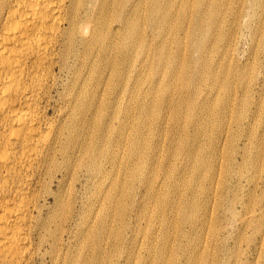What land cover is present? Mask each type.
Instances as JSON below:
<instances>
[{
    "label": "bare ground",
    "instance_id": "obj_1",
    "mask_svg": "<svg viewBox=\"0 0 264 264\" xmlns=\"http://www.w3.org/2000/svg\"><path fill=\"white\" fill-rule=\"evenodd\" d=\"M227 2H228L227 0H0V264H92L94 261H96L95 256H97V254H99V252H98L99 246L96 245L97 239H95L96 237H95L94 228L96 226L100 227L101 232L103 233V231L106 228V225L108 223V222H106L105 217L109 213L107 215H105L104 217H102V213H103L102 210H104V208L108 202H109V204H111V206L112 205H114V206L122 205V204H120V202L122 200L121 192H123L124 188H126L127 186L132 184V181L136 177L137 172H139V171H136V169H135L136 166L144 165L143 163L142 164L140 163V164L136 165L135 168L132 166L133 162H135L136 156H138V153L142 152V151H140L142 148L141 144H140V139H139L140 137H137V135H139V134H137V131L139 129V128H137L138 125L136 126L135 123L131 124L132 132L129 133V135H126L127 116H130V114L132 115L133 113H136L135 111L138 110L139 106L143 105V104L139 103L140 105L138 106L137 100H136V95H135L136 90H134L136 88V83L139 80L138 78L141 75L140 74L141 70L138 67L139 66L138 63L140 60L139 56L141 54H144L143 59H142L143 63H148V64L149 63L153 64V62H155L156 58L159 59L160 63L162 61H165L166 63L169 62V65L173 64L171 62H173L175 59H177V60L179 59V61L183 64V67L188 68V62L189 61L192 62L194 60V56H193L194 53L197 52L200 55V57H202L205 52L207 53V52L216 51V47H217L216 41L221 37V35L222 36L226 35V33L224 31L225 28L223 27V25L225 26V23H226V20H225L226 16L223 15L224 12H226L227 14L230 13V17L233 15L232 17L234 18V21H235L234 23L236 24V23H239L238 21L241 17H244L246 15V9L253 8L255 5H258V4L260 5V3L263 4L264 0H229V2H228V4H230L229 8L227 9V11L226 10L224 11V9H222V7L224 5H226ZM249 3H251V4H249ZM227 7H228V5H227ZM143 9H144V12L147 11V12H145V13H147L146 19L144 20L145 15L143 13H142L143 15L141 14V16H144L143 20L146 22L147 27H150L149 31L147 28H144V27L142 28L140 26V20L142 19L140 17V13ZM262 16H263V13H262ZM146 24H144V25H146ZM235 24H234V26H235ZM231 29L232 28L230 27L229 31H231ZM212 31H213V33H211ZM229 31H228V33H229ZM242 32H244V31H242ZM261 32H262V30H261ZM182 33L184 34V36L182 35ZM197 34H199V35L203 34V36H204L198 42L195 41V39L197 38L196 37ZM231 34L229 33L230 37H228L229 46L231 44L234 45V42H235L234 36L231 37ZM158 36L163 38V42L160 41V38H159V41L157 42L156 38ZM261 36H263V35L261 34ZM168 38H170V40H171V42H170L171 45L175 44L177 46V48L179 49V51L181 49L180 52H182V49H183V51H185L186 55L180 54V56H179L178 52H175L176 49L173 52L170 49V47L172 48V46H170V47L167 46L168 45L167 44ZM251 40H250V42H251ZM257 41L259 42L258 39H257ZM189 44H190V46L188 47ZM256 47H257V45H256ZM233 50H232V52H233ZM186 51H188V53ZM175 62H174V64H175ZM251 64L252 63H250V65ZM256 65H257V63H256ZM142 67H144V66H142ZM178 67H180V66H178ZM171 68H172V66H171ZM219 68H220V66H219ZM224 68H226V67H224ZM248 68L249 67H247L246 69H248ZM252 69L254 70V68H252ZM222 70H223V68H222ZM198 71L200 72V70H196L195 71L196 73H194L192 75H189V74H186V75H188V77L190 76V78L199 79L200 76H199ZM218 71H220V70H218ZM240 72H242V71H240ZM186 73H187V70H186ZM227 73H225V74H227ZM162 74H163V72H162ZM217 74H218V72H217ZM165 75L167 76V74H165ZM219 75H217V76H219ZM233 75H234V73H233ZM242 75H243V73H242ZM244 75H246V70H245ZM251 75L253 76V74H251ZM148 76H150V75L148 74ZM171 76L176 78L177 80L182 81L184 79L185 74L182 75L181 73L174 71L171 73ZM203 76H202V79L204 80ZM214 76H216V75H214ZM243 76L241 78L242 80L244 78ZM224 77H221V79ZM245 77H247V76H245ZM145 78L147 79V76ZM186 79L188 80L187 77H186ZM217 79H218V77H217ZM235 79L236 78H234V80ZM200 80H201V78H200ZM218 80H217V82H218ZM139 81H141V80H139ZM222 82L223 81L221 80V83ZM231 82H230V84H231ZM146 83H147V81H146ZM146 83H144V84H146ZM185 83H186V81H185ZM168 84H170V81L168 82ZM174 84L175 83L173 82V85ZM227 84H228V82H227ZM158 85H160V84H158ZM165 85H167V83ZM215 85H216V83H215ZM218 85H217V87H218ZM177 87L179 88V86H177ZM181 87H183V86H181ZM184 87H186V86L184 85ZM220 87H222V86H220ZM235 87H236V85H235ZM176 88L174 87V89H176ZM210 88H211V86H210ZM166 89H167V87H166ZM128 90L130 91V97H129V99L127 98L128 99L127 105L125 104L126 106L124 107V109H122L123 99H124L125 94ZM196 90H198V89L196 88ZM212 91H214V89ZM226 91H229V90L226 89ZM262 91H263L262 86L260 88L258 87L257 90L255 89V90L250 91L251 100L249 102V105H251V102H252V104L255 103V102L253 103V101H254V97H256V95L260 94V98L262 97V94H263ZM183 92H185V91L183 90ZM141 93H142V91H141ZM144 93H146V92H144ZM201 93H204V92L201 91ZM230 93H231V91H230ZM138 95H139V93H138ZM148 95H150V94H148ZM175 95L177 96V94H175ZM219 96H220V94H219ZM227 96L228 95H226V97ZM166 97H168V96H166ZM163 98H165V97H163ZM227 98H225V99H227ZM245 98H247V97H245ZM137 99H139V97ZM178 99L179 98L177 97V100ZM263 99H264V96H263ZM159 100L157 99V101H159ZM168 100L170 101V99H168ZM171 100H173V99H171ZM230 100H232V99H230ZM219 101H221V100H219ZM237 101H238V99H237ZM160 102H162V101H160ZM170 102H171V104L173 103L172 101H170ZM247 102H248V100H247ZM231 103H233V102H231ZM261 103H263V102H261ZM171 104L168 103V105H171ZM179 104L181 105L180 102H179ZM192 104H194V102H192ZM192 104H190V105H192ZM157 105H160V104H157ZM237 105H238V103H237ZM150 106H151V103H150ZM203 106L206 107L207 103L204 102ZM216 106H217V104H216ZM143 107H141V108H143ZM164 107H166V106H164ZM190 107H192V106H190ZM258 107H262V106L259 105ZM179 108H181V107L176 106L174 110L178 111ZM199 108H202V106ZM154 109H156V107H154ZM193 109H195V108H193ZM193 109L191 108L190 111H192ZM224 109L227 110L226 108H224ZM110 110H112L113 112H110ZM122 110L125 112V115L122 114ZM182 110L184 111L183 108H182ZM185 110L188 112L187 108H185ZM232 110H234V109H232ZM259 110H261V109L259 108ZM259 110H257V111H259ZM143 111H147V110H145V108H144L142 110V112ZM238 111H239V109H238ZM163 112H164V110H163ZM170 112H171V110H170ZM206 112H208V111H206ZM145 113H147V112H145ZM159 113H160V110H159ZM181 113H184V112L180 111L179 114L181 115ZM220 113H221V111H220ZM222 113H221V115H222ZM138 114H140V113H138ZM148 114L149 113H147L146 115H148ZM153 114H154V112H153ZM153 114H152V116H153ZM197 114H198V112H197ZM227 114L229 115V113H227ZM233 114H235V113H233ZM141 115L144 116L143 114H141ZM169 115L167 114V116H169ZM189 115H190V113H189ZM208 115H210V113H208ZM159 116H161V115L159 114ZM172 116H174V115H172ZM206 116H207V114H206ZM190 117L191 116H189L188 118H190ZM200 117H202V116H200ZM207 117L209 118V116H207ZM254 117H257V116L253 115V118H252L253 121H255ZM141 118H139V119H141ZM162 118H161V120H162ZM222 118H223V116H222ZM248 118H249V116H248ZM258 118L260 119V117H258ZM237 119H239V118H237ZM144 120H146V119H144ZM147 120H146V123H147ZM159 120H160V118H159ZM180 120H179V122H180ZM185 120H184V122H186ZM225 120H226V118H225ZM225 120H223V121H225ZM203 121H205V120H203ZM168 122H169V120H168ZM199 123H200V121L197 122V124H199ZM180 124L178 126H180ZM140 125H141V123H140ZM143 125H145V121H144ZM147 125L148 124H146V126ZM183 126H185V125H183ZM206 126H208V125H206ZM253 126H255V125H253ZM140 127L142 128V126H140ZM186 127H188V126H186ZM196 128H197V125H196ZM171 129L172 128H170L169 131H174ZM209 129H210V127H209ZM220 129H223V128H220ZM178 130H180V129H178ZM203 130H205V129L203 128ZM142 131H143V129H142ZM142 131L140 130V133ZM164 131H166V130L164 129ZM194 131H196V130H194ZM251 131H249V132H251ZM180 132H181V130L179 131V133ZM208 132H210V131H208ZM252 132H254V131H252ZM143 133L145 134L144 131H143ZM159 133H160V131H159ZM179 133H177V134H179ZM185 133H187V132H185ZM247 134H249V133L247 132ZM152 136H154V135H152ZM185 136H186V134H185ZM185 136H182V138H183L181 140L182 144H180V147L178 146L179 147L178 151H180V150L182 151L183 149H185V147L187 145V143L185 144V142H184V139H186ZM194 136L196 137V135H194ZM164 138L165 137H163L162 139H164ZM192 138H194V137H192ZM217 138H219V136ZM143 139H144V137H143ZM152 139H155V138L152 137ZM177 139H179V138H177ZM232 139L234 140V138H232ZM141 140H142V138H141ZM158 140H160V139H158ZM253 140H254L253 138L250 139L249 143H253ZM144 141H146V140H143V142L141 141L143 143L142 144L143 147L145 145ZM207 141H209V139ZM149 142H150V140H149ZM155 142H157V141H155ZM203 142H204V140H203ZM161 143H162V141H161ZM177 143H178V141H177ZM246 143H248V142H246ZM246 143H245V146L249 147L250 144L246 145ZM163 144H164V142H163ZM176 144H175V146H176ZM171 146H172V144H171ZM219 146H221V144ZM151 148H152V146H151ZM159 148H161V147H159ZM203 148L204 147L196 148L197 149V152L195 149L196 154H198L199 156L200 155L202 156L203 152L201 150ZM210 148H211V146H210ZM210 148H208V149H210ZM249 148L251 150V146ZM174 149H172V151ZM233 149H235V147ZM243 149H245V148H243ZM255 149L253 148V150H255ZM125 150H127V155H128L127 159L125 157L126 153H124ZM176 150L177 149H175V151ZM154 151H156V150H154ZM175 151H174V153H175ZM260 151H262V150H260ZM158 152L160 153L159 150H158ZM184 152H186V151H184ZM263 152H264V150H263ZM191 153H192V151H191ZM229 153H231V152H229ZM250 153H252V152H250ZM158 154H156L154 157L156 158V156H158ZM140 155H141V153H140ZM184 155H186V154H184ZM212 155H213V152H212ZM259 155H261V154L259 153ZM162 156H163V154H162ZM201 156L199 158H197V160L195 161V162H197L196 163L197 165L195 164L196 167L192 164L193 168L195 167L194 168L195 171H198L199 169H201L200 167L202 164L200 162V159L201 158L204 159V157H203L204 155L202 157ZM141 157H142V155H141ZM179 157H180V155H179ZM188 157L189 156H187V158ZM259 157H261V156H259ZM167 158H169L168 154H167ZM193 158H195V157H193ZM143 159H147V158H143ZM157 159H158V157H157ZM169 159H167V161ZM212 159H214V158H212ZM138 160H140V159H137V161ZM142 160H141V162H142ZM159 160H160V158H159ZM165 160H166V158H165ZM169 161H171V159ZM131 162H132V164H131ZM203 162H204V160H203ZM228 162H230V161H228ZM145 163H146V161H145ZM164 163H165V161H164ZM173 163L174 162H172V164ZM185 163H187V162H185ZM193 163H194V161H193ZM244 163L246 164V162H244ZM179 164H181V163H179ZM205 164H207V162ZM173 165H175V164H173ZM173 165H172V167H173ZM256 166H257V164H256ZM168 168H170V167H168ZM188 168H191V166H188ZM207 168H205V169H207ZM214 168H215V166H214ZM217 168H218V166H217ZM138 169H139V167H138ZM191 169H188V170H190V172H193V171H191ZM172 170H175V169H172ZM149 171H148L149 173L152 172L150 169H149ZM153 171L155 172V167H154ZM156 171H157V169H156ZM159 171H160V169H159ZM170 171H171V169H170ZM256 171H258V169ZM174 172L175 171H173V173ZM178 172H179V170H178ZM229 172H230V170H229ZM123 173H124V176L121 178ZM154 175H156V173ZM166 175L168 176V173ZM148 176H150V175H148ZM157 176H155V177H157ZM165 176H164V178H165ZM169 176H171V175H169ZM169 176H168V178H169ZM216 176H217V174H216ZM183 177H185V175ZM152 178L155 179L154 177H152ZM205 178H207L208 181L210 180V177H208V176ZM173 179H172V181H173ZM213 179L215 180V178H213ZM139 180H140V178H139ZM176 180H178V179L176 178ZM176 180H174L172 182V184L175 187L176 192H178V194L179 193L182 194V192L180 191V186L182 183H185V182H182L181 184H179V183H177ZM152 181H154V180H152ZM162 181L163 180H161V182ZM169 181H170V179H169ZM150 182H151V180H149V183ZM187 182H188V179H187ZM196 184H197V182H196ZM209 184H211V183H209ZM161 185H163V184H161ZM161 185H159V188H161L160 187ZM143 186H144V184H143ZM152 186H153V184L151 185V187ZM155 186H157V185H155ZM164 187H165V185H164ZM186 187H187V185H186ZM194 187H195V184H194ZM154 188L155 187H153V189ZM206 189H208V188H206ZM210 189L212 190V188H210ZM194 190H196V188ZM215 190L217 191V189H215ZM252 190H255V189L253 188ZM131 191H133V190H131ZM213 191H214V189H213ZM213 191H211V192H213ZM153 192L154 191H152V193ZM183 192L186 193L185 191H183ZM128 193H130V192H128ZM207 194H210V193L207 192ZM174 195H173V197H174ZM214 195H216V194H214ZM134 196H135V193H132V195L129 194L127 197L125 196L126 199L128 198L129 200L131 199V197H133V200L129 201V202H131L129 210H128V207L127 208L121 207V214L120 215L123 218L121 220L124 221L128 218L126 223L124 224L126 232H127V229H130V228L133 229L134 228L133 221L136 220L137 218H139L138 214L144 208L143 207L144 203L142 204V201H140L138 203V201L136 199L134 200ZM151 197H152V195H151ZM151 197H149V198L151 199ZM221 197H222V195H221ZM175 198H174V200H175ZM213 198H215V197H213ZM216 198H215V200H216ZM223 198H224V196H223ZM261 198H264V196ZM171 199H173V198H171ZM194 199L196 200V198H194ZM186 201L182 202L184 204H181V205L185 206L187 209L189 208V206H191V208H192V207H195L197 205L199 208V205H200L199 202L200 201L198 202V200H197L198 204L195 202L189 203ZM210 201H211V199H210ZM180 202H181V200H180ZM212 202H210V205ZM145 203H146V201H145ZM174 203H176L178 205L177 202H174ZM208 203H209V201H208ZM158 205H159V203H158ZM162 205H164L163 200L160 202V206H162ZM167 205H168V203H167ZM169 205H170V203H169ZM147 206H149V205H147ZM200 206H202V205H200ZM234 206H236V205H234ZM153 207H154V205H153ZM162 207H164V206H162ZM149 208H151V207H149ZM155 208H157V207H155ZM158 208H159V206H158ZM174 208H176V207L174 206ZM213 208L214 207H212V209ZM247 208H248V206H247ZM152 209H154V208H152ZM206 209H208V208H206ZM111 210H112V208H111ZM148 210H150V209H148ZM159 210H160V208H159ZM155 211L157 212V210H155ZM182 211H183V209H182ZM105 212L107 213V210ZM169 212H170V210H169ZM246 212H247V210H246ZM160 213H162V212L160 211ZM193 213L194 212H192L191 215H193ZM263 214H264V212L262 213V215ZM110 215H111V213H110ZM147 215H149V214H147ZM155 215L156 214H154V216ZM176 215H177V212H176ZM147 217L149 219V217H151V216H147ZM164 217H166V216H164ZM110 218H112V217H110ZM182 218H183L184 222H187L190 219L187 216L182 217ZM196 218H197V216H196ZM113 219H114V217H113ZM119 219H120V217L117 220H119ZM208 219L209 218H207V220ZM143 220L145 221V217L143 218ZM168 220H170V219H168ZM173 220L171 222H173ZM137 222H138V220H137ZM156 222H157V220H156ZM165 222L167 223V221H165ZM208 222H209V220L207 221V223ZM112 223H114V221ZM119 223H120V221H119ZM150 223H151V220H150ZM161 223H163V225H165L164 221ZM141 224L143 225L142 222H141ZM147 224L148 223H146L145 226H147ZM154 225H152V226L155 227ZM177 225L178 224H176L175 226L177 227ZM213 225L211 227H213ZM107 226L109 227V225H107ZM120 226H119V228L121 229ZM157 226H160V225H157ZM167 226H165V227H167ZM205 226H206V224H205ZM205 226H204V228H205ZM110 227H112V226H110ZM141 227H143V226H141ZM208 227L210 228V226H208ZM160 228H162V227H160ZM198 228L200 229V227H198ZM198 228H197V230H198ZM220 228H221V226H220ZM144 229H145V227H144ZM164 229H163V233H164ZM221 229H223V228H221ZM135 230H136V228H135ZM147 230H149V229H147ZM166 230H168V229H166ZM214 230H215V228H214ZM169 231L170 230H168V232ZM191 231H193V230H191ZM211 231L213 232V230H211ZM109 232H110V229H109ZM138 232H139V230H138ZM172 232H174V231H172ZM179 232H181V231H179ZM116 233H118V232H116ZM132 233L134 234L133 231H132ZM152 233H153V231H152ZM157 233H158V231H157ZM186 233L187 232L185 231L184 234H186ZM215 233L217 234L218 231ZM105 234H106V231H105ZM109 234H107V236ZM113 234H114V232H113ZM139 234H140V232H139ZM166 234H167V232H166ZM118 235H119V233H118ZM118 235H116V237ZM136 235L139 236L137 234V232H136ZM136 235H135V237H137ZM104 236L105 235H103V237ZM107 236H106V238H108ZM120 236H118V238ZM153 236H154V234H153ZM164 236L165 235H163L162 237H164ZM195 236H196V234H195ZM214 236H212V237H214ZM168 237L170 238L171 235ZM197 237H199V236H197ZM218 237H221V236L219 235ZM137 238H139V237H137ZM137 238H135V239L137 240ZM156 238H158V236ZM169 238H168L167 243H169ZM174 238H175V236H174ZM189 238H191V237H189ZM199 238L201 240V237H199ZM203 238H204V236L202 237V241H203ZM206 238H208V237L206 236ZM215 238H216V236H215ZM114 239H115V237H114ZM135 239H133V240L131 239V240L134 241ZM102 240H104V239H102ZM129 240H130V238H129ZM163 240H161V241L163 242ZM186 240H187V238H186ZM190 240L188 239V241H190ZM105 241H106V239H105ZM117 241H119V239ZM150 241H151V239H150ZM172 241H174V240H172ZM192 241L195 242V240H192ZM137 242H138V240H137ZM141 242H143V241H141ZM153 242H155V241H153ZM204 242H206V241H204ZM204 242H202L200 244H203ZM101 243H103V242L101 241ZM115 243H116V241H115ZM163 243H165V241ZM172 243H175V242H172ZM155 244L156 243H154V245ZM165 244H164V246H166V247L169 246L168 244H166V245ZM195 244H196V242H195ZM197 244H199V243H197ZM136 245L138 246V244H136ZM145 245H148V244L146 243ZM152 245H153V243H152ZM117 246L120 247V245H117ZM148 246L150 248V245H148ZM195 246H197V245H195ZM199 246H201V245H199ZM145 247L147 248V246H145ZM166 247H165L164 252H166L168 250V249L166 250ZM177 247H178V245H177ZM171 248H170V250H171ZM200 248H202V247H200ZM114 249H116V248H114ZM130 250H132V249L130 248ZM147 250H149V249L147 248L146 251ZM189 250H191V249H189ZM203 250H205V249H203ZM210 250H211V248H210ZM215 250H216V248H215ZM215 250H214V252H215ZM121 251H123V249H121ZM106 252H108V251H106ZM114 252H112V253H114ZM164 252H163V254H164L163 257L165 255H168L167 254L168 251L166 252V254ZM190 252H189V254H190ZM202 252H199V253H202ZM216 252H217V250H216ZM112 253H110V255H112ZM119 253H120V251H119ZM151 253H149V256ZM189 254H188V256H189ZM121 255H123V254H121ZM113 256H114V254H113ZM137 256H138V254H137ZM141 256H143V254H141ZM204 256L205 255L203 253L198 254V253L191 252L190 259L193 261L195 259H197V260L200 259L199 260L200 264H204V262H202L203 258H205ZM136 257H135V259H136ZM173 257H175V256H173ZM179 257L180 256L178 255V258ZM183 257H185V256H183ZM113 258H111V259L113 260ZM120 258L121 257H119V259ZM140 258H142V257H139V259ZM150 258L151 257H149V260H150ZM178 258H177V260H178ZM137 259H138V257H137ZM145 259H147L146 255H145ZM145 259H143V260H145ZM161 259L162 260H160V259L159 260L163 261L164 258H161ZM167 259H165V260L167 261ZM98 260L96 261L97 263H98ZM125 260H126V258H125ZM157 260H155V261H157ZM168 260H170V259H168ZM191 260H190V262H192ZM105 261H106V258H105ZM166 261H164V262H166ZM199 261L197 262V264L199 263ZM137 262H138V260H137ZM150 262H149V264H151ZM164 262L162 264H164ZM210 262H211V260H210ZM210 262L208 264H210ZM141 263H142V261H141ZM102 264H103V262H102ZM123 264H125V263H123ZM165 264H169V261L166 262ZM178 264H190V263L187 261L186 263L184 262V263H178ZM212 264H216L215 261H213Z\"/></svg>",
    "mask_w": 264,
    "mask_h": 264
},
{
    "label": "rangeland",
    "instance_id": "obj_2",
    "mask_svg": "<svg viewBox=\"0 0 264 264\" xmlns=\"http://www.w3.org/2000/svg\"><path fill=\"white\" fill-rule=\"evenodd\" d=\"M229 2V0H227ZM228 2L226 3V5H224L222 7V9H224V11L229 8V5ZM251 4V3H249ZM228 5V7H227ZM263 11V12H262ZM147 12V11H145ZM144 12V9L141 11L140 13V17L142 18L140 20V26L143 28H147L148 31L150 30V27H147V24L146 22L144 21L146 19V16H147V13ZM144 14L145 15V18L144 16H141V14ZM226 12L223 13L224 16H226L225 20H226V23H225V26L223 25V27L225 28L224 31L226 33V35L222 36L216 41L217 43V47H216V51L214 52H205L204 55L202 57H200V55L196 52L194 53V60L192 62H188V68L187 67H183V64L179 61V59H175L173 62V64L169 65V62L166 63L165 61H162L160 63L159 59L156 58L155 62H153V64L151 63H143V55L144 54H141L139 56V63H138V67L139 69L141 70V75L140 77L138 78L139 80H143L142 82L139 81L138 79V82L136 83V88L134 90H136L135 92V95H136V100H137V104L138 106L140 104H143L142 106L140 105L138 110L135 111L136 113H133L132 115L130 114V116H127V127H126V135H129V133L132 132V127H131V124L135 123V125L139 128L138 131H137V137H140V144H141V150L142 152H139L138 153V156H136L135 158V162H133V167L135 168L136 165L138 164H144V165H138L136 166V171H139L137 172V175L136 177L133 179L132 181V184H130L129 186H127L126 188H124L123 192H121V202L120 204L122 205H118V206H114L111 204H109V202L107 203V205L105 206L103 213H102V217H104L105 215H107L108 213V217L106 216L105 220L106 222H110L109 224L107 223V225H109V227L106 225V228L104 229L103 233L101 232V229L100 227L96 226L94 228V231H95V239H97V246L98 247V252L99 254H97V256H95V260L97 261L98 259V263L96 261H94L92 264H149V262L151 264H162L164 261H166L165 259H170L166 262L169 261V264H178V263H186L187 261L190 263V264H197V262L200 260H197L195 259L194 261L190 259V256H191V252H194V253H198V254H204L205 258H203V261L204 264H208L210 262V264L213 263V261H215L216 264H264V214L262 215V213L264 212V198H261L264 196V152H263V148H264V99H263V96H264V3L260 5H255L253 8H248L246 9V15L244 17H241L239 19V23H234V18L231 16L230 17V13L229 14H225ZM262 13H263V16H262ZM142 14V15H143ZM254 14V15H253ZM249 17V18H248ZM263 17V18H262ZM144 18V20H143ZM261 22V23H260ZM242 23V24H241ZM146 24V25H144ZM235 24V26H234ZM174 25V24H173ZM238 25V26H237ZM232 28L231 31H229V28L230 27ZM261 29H260V28ZM262 30V32H261ZM221 31V30H220ZM231 34V37L234 36V45L231 44L229 46L228 44V37L229 36V33ZM244 31V32H242ZM259 32V33H258ZM179 33V32H178ZM213 33V31L211 32ZM256 34V35H255ZM261 34L263 36H261ZM182 35L184 36V34L182 33ZM196 39L195 41H199L201 38H203V34L202 35H199L197 34L196 35ZM236 37V38H235ZM159 38H160V41L163 42V38L161 37H157L156 40L157 42L159 41ZM260 38V39H259ZM198 39V40H197ZM252 39V40H251ZM257 39L259 40V42L257 41ZM251 40V42H250ZM255 40V41H254ZM254 41V42H253ZM171 40L170 38H168V42H167V46L170 47L172 46V48L170 47V49L174 52V50L176 49L175 52H178V55L180 56V54L184 55L185 54V51H183L182 49V52L181 49L179 51V49L177 48V46L174 44L171 45ZM257 45V47H256ZM176 46V47H175ZM190 46V44L188 45V47ZM262 48V49H261ZM234 49V50H233ZM233 50V52H232ZM227 51V52H226ZM188 53V51H186ZM230 54H229V53ZM250 53V54H249ZM211 54V55H210ZM186 55V54H185ZM228 55V56H227ZM213 56V57H212ZM230 56V57H229ZM227 57V58H226ZM229 61H228V60ZM210 60V61H209ZM225 60V61H224ZM250 60V61H249ZM142 61V62H141ZM176 61V62H175ZM175 62V64H174ZM221 62V63H220ZM231 62V63H230ZM249 62V63H248ZM250 63H252L250 65ZM257 63V65H256ZM165 64V65H164ZM254 64V65H253ZM141 65V66H140ZM147 65V66H146ZM159 65V66H158ZM227 65V66H226ZM246 65V66H245ZM250 65V66H249ZM144 66V67H142ZM151 66V67H150ZM158 66V67H157ZM172 66V68H171ZM177 66V67H176ZM180 66V67H178ZM220 66V68H219ZM229 66V67H228ZM253 66V67H252ZM142 67V68H141ZM165 67V68H164ZM209 67V68H208ZM226 67V68H224ZM247 67H249L248 69H246ZM178 68V69H177ZM187 68V69H186ZM223 68V70H222ZM254 68V70L252 69ZM234 69V70H233ZM241 69V70H240ZM252 69V70H251ZM162 70V71H161ZM186 70H187V73H186ZM196 70H200L199 72V79H196V78H190V76L188 77V75L186 74H189V75H192L194 73H196L195 71ZM205 72H204V71ZM220 70V71H218ZM229 70V71H228ZM236 70V71H235ZM245 70H246V75H244L245 73ZM178 72V73H181L182 75L185 74L184 76V79L182 81L180 80H177L176 78L172 77L171 76V73L172 72ZM231 71V72H230ZM235 71V72H234ZM242 71V72H240ZM147 72V73H146ZM161 72V73H160ZM163 72V74H162ZM203 72V73H202ZM207 72V73H206ZM218 72V74H217ZM220 72V73H219ZM227 74H225V73ZM238 72V73H237ZM249 72V73H248ZM170 73V74H169ZM208 75H206V74ZM224 73V74H223ZM234 73V75H233ZM243 73V75H242ZM148 74L151 76H148ZM152 74V75H151ZM167 74V76L165 75ZM216 76H214V75ZM220 74V75H219ZM222 74V75H221ZM232 74V75H231ZM236 74V75H235ZM253 74V76L251 75ZM158 75V76H157ZM164 77H163V76ZM204 78V80L202 79V76ZM213 75V76H212ZM219 75V76H217ZM147 76V79L145 78ZM162 76V77H161ZM225 76V77H224ZM233 76V77H232ZM241 76V77H240ZM242 76L244 77L243 80L241 79ZM247 76V77H245ZM256 76V77H255ZM149 77V78H148ZM186 77L188 78V80L186 79ZM197 77V78H198ZM218 77V79H217ZM220 77V78H219ZM221 77H224L221 79ZM240 77V78H239ZM146 80H145V79ZM201 78V80H200ZM206 78V79H205ZM215 78V79H214ZM234 78H236L234 80ZM239 78V79H238ZM165 79V80H164ZM174 79V80H173ZM213 79V80H212ZM218 82H217V80ZM248 79V80H247ZM158 80V81H157ZM211 80V81H210ZM221 80L223 81L221 83ZM245 80V81H244ZM145 81V82H144ZM147 81V83H146ZM156 81V82H155ZM170 81V84H168V82ZM175 83L173 85V82ZM186 81V83H185ZM214 81V82H213ZM225 81V82H224ZM232 81V82H231ZM142 84H141V83ZM153 82V83H152ZM201 82V83H200ZM204 82V83H203ZM206 82V83H205ZM222 84H220V83ZM228 82V84H227ZM231 82V84H230ZM251 82V83H250ZM146 83V84H144ZM155 83V84H154ZM167 83V85H165ZM179 83V84H178ZM197 83V84H196ZM216 83V85H215ZM235 83V84H234ZM241 83V84H240ZM145 86H144V85ZM160 84V85H158ZM212 84V85H211ZM222 86V87H220ZM158 85V86H157ZM184 85L186 87H184ZM218 85V87H217ZM233 87H232V86ZM236 85V87H235ZM142 86V87H141ZM150 86V87H149ZM160 86V87H159ZM167 89H166V87ZM179 86V88L177 87ZM183 86V87H181ZM202 86V87H201ZM206 86V87H205ZM211 86V88H210ZM214 86V87H213ZM226 86V87H225ZM232 88H231V87ZM263 87V94H262V99L260 98V94L259 95H256V97H254V101L252 104L251 102V105H249V102L251 100V96H250V91L252 90H257V88L259 87ZM140 87V88H139ZM158 87V88H157ZM174 87L176 89H174ZM229 87V88H228ZM170 88V89H169ZM196 88L199 90H196ZM216 88V89H215ZM220 88V89H219ZM225 88V89H224ZM234 88V89H233ZM248 88V89H247ZM138 89V90H137ZM142 89V90H141ZM160 89V90H159ZM174 89V90H173ZM180 89V90H179ZM188 89V90H187ZM214 89V91H212ZM219 89V90H218ZM226 89H228L229 91H226ZM233 91H232V90ZM247 89V90H246ZM147 90V91H146ZM154 90V91H153ZM173 90V91H172ZM176 90V91H175ZM183 90L185 92H183ZM139 91V92H138ZM142 91V93H141ZM172 93H170V92ZM180 91V92H179ZM189 93H188V92ZM201 91H203L204 93H201ZM217 91V92H216ZM220 91V92H219ZM226 91V92H225ZM231 91V93H230ZM146 92V93H144ZM153 92V93H152ZM162 92V93H161ZM177 92V93H176ZM183 94H182V93ZM199 94H198V93ZM225 92V93H224ZM137 93V94H136ZM139 93V95H138ZM152 93V94H151ZM155 93V94H154ZM166 93V94H165ZM185 93V94H184ZM187 93V94H186ZM217 93V94H216ZM236 93V94H235ZM150 94V95H148ZM154 94V95H153ZM163 94V95H162ZM165 94V95H164ZM177 94V96L175 95ZM194 94V95H193ZM198 94V95H197ZM220 94V96H219ZM235 94V95H234ZM138 95V96H137ZM153 95V96H152ZM156 95V96H155ZM162 95V96H161ZM179 95V96H178ZM200 95V96H199ZM223 95V96H222ZM226 95H228L226 97ZM233 95V96H232ZM246 95V96H245ZM147 98H145V97ZM155 96V97H154ZM160 96V97H159ZM168 96V97H166ZM176 96V97H175ZM190 98H189V97ZM196 96V97H195ZM199 96V97H198ZM202 96V97H201ZM215 96V97H214ZM219 96V97H218ZM232 96V97H231ZM126 97V98H125ZM125 97L123 99V104H122V109H124V107L127 105V101L130 97V91L128 90L125 94ZM139 97V99H137ZM143 97V98H142ZM158 97V98H157ZM165 97V98H163ZM174 97V98H173ZM177 97L179 98L177 100ZM183 97V98H182ZM186 97V98H185ZM213 97V98H212ZM223 97V98H222ZM236 97V98H235ZM241 99H240V98ZM247 97V98H245ZM128 98V99H127ZM152 98V99H151ZM183 100H182V99ZM185 98V99H184ZM189 98V99H188ZM194 100H193V99ZM198 98V99H197ZM221 100V101H219ZM227 98V99H225ZM232 100H230V99ZM243 98V99H242ZM246 100H245V99ZM250 98V99H249ZM154 99V100H153ZM157 99L159 101H157ZM166 99V100H165ZM170 99V101H172L173 103L171 104V102L168 100ZM173 99V100H171ZM214 99V100H213ZM217 99V100H216ZM238 99V101H237ZM145 100V101H144ZM148 100V101H147ZM153 100V101H152ZM164 100V101H163ZM185 100V101H184ZM188 100V101H187ZM190 100V101H189ZM206 100V101H205ZM213 100V101H212ZM244 100V101H243ZM248 100V102H247ZM150 101V102H149ZM162 101V102H160ZM197 101V102H196ZM219 101V102H218ZM260 101V102H259ZM142 102V103H141ZM149 104H148V103ZM158 102V103H157ZM160 102V103H159ZM177 102V103H176ZM179 102L181 103V105L179 104ZM183 102V103H182ZM191 102V103H190ZM192 102H194V104H192ZM204 102L207 103V106L204 107L203 104ZM222 102V103H221ZM228 104H227V103ZM233 102V103H231ZM241 102V103H240ZM263 102V103H261ZM140 103V104H139ZM147 103V104H146ZM150 103H151V106H150ZM153 103V104H152ZM162 103V104H161ZM171 104V105H168ZM189 105H188V104ZM197 103V104H196ZM211 103V104H210ZM225 103V104H224ZM230 103V104H229ZM238 103V105H237ZM126 104V105H125ZM145 104V105H144ZM157 104H160V105H157ZM164 104V105H163ZM176 104V105H175ZM184 104V105H183ZM192 104V105H190ZM213 104V105H212ZM217 104V106H216ZM219 104V105H218ZM149 105V106H148ZM156 107V109H154V107ZM215 105V106H214ZM232 107H231V106ZM253 105V106H252ZM262 106V107H258V106ZM144 106V107H143ZM148 106V107H147ZM160 106V107H159ZM166 106V107H164ZM173 106V107H172ZM178 106V107H181L179 108L178 111H175V107ZM192 106V107H190ZM202 108H199L201 107ZM212 106V107H211ZM230 106V107H229ZM237 106V107H236ZM247 106V107H246ZM252 106V107H251ZM143 107V108H141ZM152 109H151V108ZM162 107V108H161ZM204 107V108H203ZM216 109H215V108ZM228 107V108H227ZM257 107V108H256ZM145 108V110L147 111H143L142 110ZM147 108V109H146ZM160 108V109H159ZM182 108L184 109V111L182 110ZM185 108H187L188 112L185 110ZM191 108H195L193 109L192 111ZM206 108V109H205ZM224 108H226L227 110H225ZM259 108L261 110H259ZM263 108V109H262ZM149 109V110H148ZM167 109V110H166ZM203 109V110H202ZM230 109V110H229ZM234 109V110H232ZM239 109V111H238ZM153 110V111H152ZM159 110H160V113H159ZM164 110V112H163ZM171 110V112H170ZM211 110V111H210ZM224 110V111H223ZM242 110V111H241ZM244 110V111H243ZM259 110V111H257ZM263 110V111H262ZM151 111V112H150ZM182 111L184 113H181V115L179 114V112ZM208 111V112H206ZM210 111V112H209ZM222 115H221V113ZM231 113H230V112ZM257 111V112H256ZM110 112H113L112 110H110ZM149 113L148 115H146L147 113ZM154 112V114H153ZM162 112V113H161ZM166 112V113H165ZM171 114H170V113ZM177 114H176V113ZM192 112V113H191ZM198 112V114H197ZM200 112V113H199ZM203 112V113H202ZM242 112V113H241ZM259 112V113H258ZM140 113V114H138ZM158 113V114H157ZM165 113V114H164ZM186 113V114H185ZM190 113V115H189ZM196 113V114H195ZM208 113H210V115H208ZM229 113V115L227 114ZM235 113V114H233ZM122 114L125 115V112L122 110ZM135 114V115H134ZM141 114H143L144 116H142ZM153 114V116H152ZM159 114L161 116H159ZM167 114L169 115H174V116H167ZM204 114V115H203ZM209 116V118L206 116ZM215 114V115H214ZM217 114V115H216ZM226 116H224V115ZM238 114V115H237ZM240 114V115H239ZM258 114V115H257ZM261 114V115H260ZM138 115V116H137ZM151 115V116H150ZM155 115V116H154ZM166 115V116H165ZM179 115V116H178ZM185 117H184V116ZM194 115V116H193ZM199 115V116H198ZM214 115V116H213ZM253 115L257 116V117H254V120H252L253 118ZM165 116V117H164ZM187 116V117H186ZM189 116H191L190 118H188ZM193 116V117H192ZM202 116V117H200ZM205 116V117H204ZM217 116V117H216ZM223 116V118H222ZM231 118H230V117ZM240 116V117H239ZM249 116V118H248ZM133 117V118H132ZM142 117V118H141ZM149 117V118H148ZM154 117V118H153ZM163 117V118H162ZM171 117V118H170ZM183 117V118H182ZM195 117V118H194ZM204 117V118H203ZM211 117V118H210ZM213 117V118H212ZM221 119H220V118ZM226 120H225V118ZM260 117V119L258 118ZM262 117V118H261ZM130 120H129V119ZM141 118V119H139ZM160 118V120H159ZM162 118V120H161ZM167 118V119H166ZM188 118V119H187ZM200 120H199V119ZM239 118V119H237ZM244 120H242V119ZM132 119V120H131ZM137 121H136V120ZM144 119H148L147 120V123H146V120ZM155 119V120H154ZM172 119V120H171ZM181 119V120H180ZM186 119V120H185ZM195 119V120H194ZM197 119V120H196ZM214 119V120H213ZM231 119V120H230ZM258 119V120H257ZM154 122H153V121ZM166 122H165V121ZM169 120V122H168ZM171 120V121H170ZM176 120V121H175ZM180 120V122H179ZM184 120L186 122H184ZM205 120V121H203ZM211 120V121H210ZM225 120V121H223ZM229 120V121H228ZM238 120V121H237ZM130 121V122H129ZM143 121V122H142ZM145 121V125H143ZM149 121V122H148ZM161 121V122H160ZM164 121V122H163ZM173 121V122H172ZM191 121V122H190ZM200 121L199 124H197V122ZM219 121V122H218ZM223 121V122H222ZM257 121V122H256ZM261 121V122H260ZM163 122V123H162ZM208 122V123H207ZM211 122V123H210ZM218 122V123H217ZM253 122V123H252ZM141 123V125H140ZM155 123V124H154ZM168 123V124H167ZM181 123V124H180ZM193 123V124H192ZM221 123V124H220ZM227 123V124H226ZM252 123V124H251ZM146 124H148L146 126ZM159 124V125H158ZM180 124V126H178ZM189 124V125H188ZM195 124V125H194ZM202 124V125H201ZM210 124V125H209ZM238 126H237V125ZM251 124V125H250ZM151 125V126H150ZM154 125V126H153ZM164 125V126H163ZM167 125V126H166ZM172 125V126H171ZM175 125V126H174ZM185 125V126H183ZM196 125H197V128H196ZM205 125V126H204ZM208 125V126H206ZM214 125V126H213ZM255 125V126H253ZM142 126V128L140 127ZM162 126V127H161ZM188 126V127H186ZM201 126V127H200ZM222 126V127H221ZM144 127V128H143ZM147 127V128H146ZM164 127V128H163ZM181 127V128H180ZM210 127V129H209ZM252 127V128H251ZM255 127V128H254ZM151 128V129H150ZM163 128V129H162ZM170 128H172L171 130H174V131H169ZM195 128V129H194ZM203 128L205 130H203ZM208 128V129H207ZM220 128H223V129H220ZM225 128V129H224ZM258 128V129H257ZM129 129V130H128ZM145 132V134L143 133V131ZM164 129L166 131H164ZM176 129V130H175ZM181 132L179 133L180 130ZM237 129V130H236ZM246 129V130H245ZM140 130L142 131L140 133ZM160 133H159V131ZM196 130V131H194ZM227 130V131H226ZM230 130V131H229ZM254 132H252V131ZM256 130V131H255ZM169 131V132H168ZM176 131V132H175ZM178 131V132H177ZM194 131V132H193ZM207 133H206V132ZM210 131V132H208ZM218 131V132H217ZM251 131V132H249ZM148 132V133H147ZM152 132V133H151ZM175 132V133H174ZM187 132V133H185ZM201 132V133H200ZM204 132V133H203ZM247 132L249 134H247ZM159 133V134H158ZM179 133V134H177ZM192 133V134H191ZM213 133V134H212ZM143 134V135H142ZM147 134V135H146ZM149 134V135H148ZM154 136H152V135ZM156 134V135H155ZM181 134V135H180ZM186 134V136H185ZM210 136H209V135ZM216 136H215V135ZM145 135V136H144ZM151 135V136H150ZM176 137H175V136ZM196 135V137L194 136ZM205 135V136H204ZM222 135V136H221ZM170 136V137H169ZM173 136V137H172ZM182 136H185L186 139H184V142L185 144L187 143L185 149H183L182 151H178L179 147H180V144H182L181 140L183 139ZM212 136V137H211ZM219 136V138H217ZM254 136V137H253ZM257 136V137H256ZM262 136V137H261ZM144 137V139H143ZM148 139H147V138ZM155 138V139H152ZM163 137H165L164 139H162ZM169 137V138H168ZM188 137V138H187ZM194 137V138H192ZM199 137V138H198ZM209 137V138H208ZM222 137V138H221ZM142 138V140H141ZM151 138V139H150ZM179 138V139H177ZM217 138V139H216ZM224 138V139H223ZM234 138V140L232 139ZM254 139L253 140V143H249V140L250 139ZM160 139V140H158ZM168 139V140H167ZM194 139V140H193ZM209 139V141H207ZM232 139V140H231ZM262 139V140H261ZM143 140H146L144 141L145 145L144 147L142 146V142ZM148 140V141H147ZM150 140V142H149ZM171 140V141H170ZM174 140V141H173ZM180 140V141H179ZM189 140V141H188ZM198 140V141H197ZM204 140V142H203ZM206 140V141H205ZM225 140V141H224ZM231 140V141H230ZM240 140V141H239ZM261 142H260V141ZM142 141V142H141ZM157 141V142H155ZM162 141V143H161ZM176 141V142H175ZM178 141V143H177ZM195 141V142H194ZM212 141V142H211ZM221 141V142H220ZM235 141V142H234ZM164 142V144H163ZM166 142V143H165ZM170 142V143H169ZM192 142V143H191ZM211 142V143H210ZM220 142V143H219ZM248 142V143H246ZM263 142V143H262ZM156 143V144H155ZM159 143V144H158ZM178 145H177V144ZM199 143V144H198ZM215 143V144H214ZM219 143V144H218ZM234 143V144H233ZM245 143L246 145H249V147L251 146V150L250 148L247 146H245ZM162 144V145H161ZM169 146H168V145ZM172 144V146H171ZM176 144V146H175ZM206 144V145H205ZM221 144V146H219ZM233 146H232V145ZM259 144V145H258ZM149 145V146H148ZM192 145V146H191ZM194 145V146H193ZM203 145V146H202ZM216 145V146H215ZM231 145V146H230ZM242 145V146H241ZM152 146V148H151ZM156 148H155V147ZM165 146V147H164ZM167 146V147H166ZM175 146V147H174ZM179 146V147H178ZM196 146V147H195ZM211 146V148H210ZM215 146V147H214ZM262 146V147H261ZM161 147V148H159ZM178 147V148H177ZM199 147H204L201 151L203 152V157L204 159H200V162H201V169H199L198 171H195L194 168L196 167V163L195 162L197 160V158H199L200 156L198 154H196L197 152V149L196 148H199ZM223 147V148H222ZM230 147V148H229ZM235 147V149H233ZM258 147V148H257ZM148 148V149H147ZM170 148V149H169ZM177 149L175 151V149L172 151V149ZM192 148V149H191ZM210 148V149H208ZM222 148V149H221ZM245 148V149H243ZM248 148V149H247ZM253 148L255 150H253ZM195 149H196V152H195ZM212 149V150H211ZM144 150V151H143ZM146 150V151H145ZM156 150V151H154ZM158 150L160 151V153L158 152ZM163 152H162V151ZM169 152H168V151ZM206 150V151H205ZM223 150V151H222ZM233 150V151H232ZM246 150V151H245ZM250 150V151H249ZM262 150V151H260ZM175 151V153H174ZM186 151V152H184ZM192 151V153H191ZM154 152V153H153ZM166 154H165V153ZM180 152V153H179ZM184 152V153H183ZM194 152V153H193ZM201 152V153H202ZM212 152H213V155H212ZM222 154H221V153ZM231 152V153H229ZM234 152V153H233ZM252 152V153H250ZM262 152V153H261ZM125 157L127 159V150H125ZM123 153V154H124ZM142 157H141V155ZM146 153V154H145ZM151 153V154H150ZM154 155H153V154ZM159 153V154H158ZM183 153V154H182ZM255 153V154H254ZM259 153L261 155H259ZM122 154V155H123ZM145 156H144V155ZM156 154H158V156H156V158L154 157ZM163 154V156H162ZM167 154H168V157L171 159V161H169L170 159L167 158ZM186 154V155H184ZM192 156H191V155ZM211 154V155H210ZM239 154V155H238ZM161 155V156H160ZM173 155V156H172ZM180 155V157H179ZM182 155V156H181ZM195 155V156H194ZM197 155V156H196ZM232 155V156H231ZM250 155V156H249ZM256 157H255V156ZM185 156V157H184ZM187 156H189L187 158ZM201 156V157H202ZM209 156V157H208ZM215 156V157H214ZM261 156V157H259ZM140 157V158H139ZM149 157V158H148ZM152 157V158H151ZM158 157V159H157ZM195 157V158H193ZM214 159H212V158ZM232 157V158H231ZM253 157V158H252ZM259 157V158H258ZM143 158H147V159H142ZM160 158V160H159ZM166 158V160H165ZM185 158V159H184ZM229 158V159H228ZM247 158V159H246ZM249 158V159H248ZM137 159H140L137 161ZM167 159H169L167 161ZM190 161H189V160ZM236 159V160H235ZM244 159V160H243ZM262 159V160H261ZM142 160V162H141ZM146 163H145V161ZM153 160V161H152ZM176 162H175V161ZM184 160V161H183ZM188 160V161H187ZM207 164H205L204 162ZM216 162H215V161ZM246 160V161H245ZM259 160V161H258ZM165 161V163H164ZM194 161V163H193ZM210 161V162H209ZM230 161V162H228ZM254 161V162H253ZM256 161V162H255ZM156 162V163H155ZM163 162V163H162ZM172 162H174L173 165ZM187 162V163H185ZM192 162V163H191ZM215 162V163H214ZM246 162V164L244 163ZM258 162V163H257ZM135 163V164H134ZM155 165H154V164ZM169 163V164H168ZM181 163V164H179ZM213 163V164H212ZM132 164V162H131ZM153 164V165H152ZM173 167H172V165ZM188 164V165H187ZM195 166L193 168V165ZM196 164V165H195ZM252 164V165H251ZM257 164V166H256ZM147 165V166H146ZM149 165V166H148ZM160 165V166H159ZM177 165V166H176ZM204 165V166H203ZM215 168H214V166ZM229 165V166H228ZM143 166V167H142ZM158 166V167H157ZM188 166H191V168H188ZM206 166V167H205ZM209 166V167H208ZM211 166V167H210ZM218 166V168H217ZM139 167V169H138ZM141 167V168H140ZM148 167V168H147ZM154 167H155V172L153 171L154 170ZM166 167V168H165ZM170 167V168H168ZM187 169H186V168ZM208 167V168H207ZM230 169H229V168ZM240 167V168H239ZM242 167V168H241ZM260 167V168H259ZM146 168V169H145ZM160 171H159V169ZM168 168V169H167ZM180 168V169H179ZM185 168V169H184ZM207 168V169H205ZM220 168V169H219ZM227 168V169H226ZM239 168V169H238ZM148 169V170H147ZM149 169L152 171L151 173H149ZM157 169V171H156ZM171 169V171H170ZM172 169H175V170H172ZM188 169H191V171L193 172H190V170ZM258 169V171H256ZM260 169V170H259ZM179 170V172H178ZM205 170V171H204ZM221 170V171H220ZM230 170V172H229ZM255 170V171H254ZM141 171V172H140ZM145 171V172H144ZM147 171V172H146ZM149 171V172H148ZM163 173H162V172ZM173 171H175L173 173ZM195 171V172H194ZM200 171V172H199ZM207 171V172H206ZM209 171V172H208ZM243 171V172H242ZM154 172V173H153ZM168 173V176L166 175ZM218 172V173H217ZM227 172V173H226ZM156 173V175H154ZM185 173V174H184ZM188 173V174H187ZM208 173V174H207ZM211 173V174H210ZM217 176H216V174ZM221 173V174H220ZM256 173V174H255ZM142 176H141V175ZM144 174V175H143ZM187 174V175H186ZM190 174V175H189ZM206 174V175H205ZM150 175V176H148ZM153 175V176H152ZM158 175V176H157ZM166 175V176H165ZM185 175V177H183ZM189 175V176H188ZM221 177H220V176ZM124 176V173L123 175L121 176V178ZM157 176V177H155ZM163 176V177H162ZM165 176V178H164ZM173 176V177H172ZM191 176V177H190ZM210 177V180L208 181L207 178L205 177ZM216 176V177H215ZM148 179H147V178ZM152 177H154L155 179H153ZM160 177V178H159ZM172 177V178H171ZM187 177V178H186ZM254 177V178H253ZM140 178V180H139ZM157 178V179H156ZM164 178V179H163ZM168 178V179H167ZM174 178V179H173ZM176 178L178 180H176ZM183 178V179H182ZM203 178V179H202ZM215 178V180L213 179ZM219 178V179H218ZM248 178V179H247ZM256 178V179H255ZM170 179V181H169ZM172 179L173 181L176 180L177 183L181 184L182 182H185V183H182L181 186H180V191L182 192V194H178V192H176L175 190V187L173 186L172 184ZM186 179V180H185ZM187 179H188V182H187ZM193 179V180H192ZM213 181H212V180ZM149 180H151V182L149 183ZM154 180V181H152ZM158 180V181H157ZM161 180H163L161 182ZM181 180V181H180ZM184 180V181H183ZM123 181V180H122ZM157 181V182H156ZM212 181V182H211ZM253 181V182H252ZM147 182V183H146ZM153 182V183H152ZM155 182V183H154ZM167 184H165V183ZM190 182V183H189ZM194 182V183H193ZM197 182V184H196ZM134 183V184H133ZM187 183V184H186ZM211 183V184H209ZM214 183V184H213ZM218 185H217V184ZM254 183V184H253ZM136 184V185H135ZM144 184V186H143ZM146 184V185H145ZM150 184V185H149ZM153 184V186L151 187V185ZM163 184V185H161ZM194 184H195V187H194ZM213 184V185H212ZM216 184V185H215ZM256 184V185H255ZM157 185V186H155ZM159 185H161L160 187L162 188H159ZM165 185V187H164ZM187 185V187H186ZM212 185V186H211ZM147 186V187H146ZM164 188H163V187ZM171 186V187H170ZM214 186V187H213ZM255 186V187H254ZM150 187V188H149ZM153 187H155L153 189ZM129 188V189H128ZM148 190H147V189ZM153 190H152V189ZM196 188V190H194ZM208 188V189H206ZM212 188V190L210 189ZM255 189V190H252V189ZM150 189V190H149ZM165 189V190H164ZM167 189V190H166ZM173 189V190H172ZM214 189V191H213ZM217 189V191L215 190ZM251 189V190H250ZM261 189V190H260ZM133 190V191H131ZM241 190V191H240ZM127 191V192H126ZM147 191V192H146ZM149 191V192H148ZM151 191V192H150ZM152 191H154L152 193ZM159 191V192H158ZM172 191V192H171ZM183 191H185L186 193H184ZM206 191V192H205ZM213 191V192H211ZM130 192V193H128ZM175 192V193H174ZM194 194H193V193ZM210 193V194H207ZM215 192V193H214ZM222 192V193H221ZM132 193H135V196H134V200L136 199L138 201V203L140 201H142V204H143V209L141 210V212H139V215L138 214V217L140 218H137L136 220L133 221L134 223V228L133 229H127V232H126V229H125V223L127 221L126 220H121L123 219L121 217V207H128V210L130 208V205H131V202L129 201H132L133 200V197H131V199L129 200L128 198L126 199V197ZM142 193V194H141ZM152 193V194H151ZM159 193V194H158ZM168 193V194H167ZM173 193V194H172ZM188 193V194H187ZM204 193V194H203ZM213 193V194H212ZM147 194V195H146ZM150 194V195H149ZM167 194V195H166ZM171 194V195H170ZM175 194V195H174ZM177 194V195H176ZM187 194V195H186ZM197 194V195H196ZM216 194V195H214ZM220 194V195H219ZM144 195V196H143ZM147 197H146V196ZM152 195V197H151ZM158 195V196H157ZM161 195V196H160ZM169 195V196H168ZM174 195V197H173ZM180 195V196H179ZM185 195V196H184ZM206 195V196H205ZM213 195V196H212ZM222 195V197H221ZM126 196V197H125ZM142 196V197H141ZM151 197V199L149 197ZM167 196V197H166ZM177 196V197H176ZM188 196V197H187ZM193 196V197H192ZM224 196V198H223ZM176 197V198H175ZM185 197V198H184ZM204 197V198H203ZM206 197V198H205ZM213 197H217L216 200L215 198ZM140 198V199H139ZM147 198V199H146ZM155 198V199H154ZM170 198V199H169ZM173 198V199H171ZM175 198V200H174ZM196 198V200L194 199ZM198 198V199H197ZM201 198V199H200ZM211 201H210V199ZM230 198V199H229ZM250 198V199H249ZM126 199V200H125ZM150 199V200H149ZM223 199V200H222ZM125 200V201H124ZM155 200V201H154ZM160 200V201H159ZM164 201V207L160 206V202L161 201ZM181 200V202H180ZM186 202H189V203H197L198 202L200 203V206L199 205V208H198V205L195 206V207H192L189 206V208L187 209L185 206L181 205V204H184L182 202L184 201ZM192 200V201H191ZM198 200V202H197ZM250 200V201H249ZM146 201V203H145ZM152 201V202H151ZM154 201V202H153ZM168 201V202H167ZM173 201V202H172ZM179 201V202H178ZM191 201V202H190ZM204 201V202H203ZM207 201V202H206ZM209 201V203H208ZM213 201V202H212ZM157 202V203H156ZM172 202V203H171ZM174 202H177L178 205ZM210 202L211 205H210ZM235 202V203H234ZM126 203V204H125ZM152 205H151V204ZM154 203V204H153ZM159 203V205H158ZM169 205L170 203V207L167 205ZM206 203V204H205ZM234 203V204H233ZM124 204V205H123ZM175 204V205H174ZM215 204V205H214ZM254 204V205H253ZM146 205V206H145ZM149 205V206H147ZM154 205V207H153ZM157 205V206H156ZM173 205V206H172ZM218 205V206H217ZM236 205V206H234ZM160 210H159V208ZM174 206L176 208H174ZM208 206V207H207ZM210 206V207H209ZM248 206V208H247ZM115 207V208H114ZM151 207V208H149ZM157 207V208H155ZM167 207V208H166ZM174 209H173V208ZM185 207V208H184ZM203 207V208H202ZM212 207H214L212 209ZM253 207V208H252ZM112 208V210H111ZM154 208V209H152ZM163 208V209H162ZM170 208V209H169ZM180 208V209H179ZM191 208V209H190ZM208 208V209H206ZM218 208V209H217ZM262 208V209H261ZM117 209V210H116ZM150 209V210H148ZM173 209V210H172ZM183 209V211H182ZM190 209V210H189ZM193 209V210H192ZM199 211H198V210ZM203 209V210H202ZM250 209V210H249ZM107 210V213L105 212ZM110 210V211H109ZM115 210V211H114ZM154 210V211H153ZM157 210V212L155 211ZM168 210V211H167ZM170 210V212H169ZM172 210V211H171ZM192 210V211H191ZM202 210V211H201ZM209 210V211H208ZM212 210V211H211ZM247 210V212H246ZM120 211V212H119ZM153 213H152V212ZM160 211L163 213H160ZM167 211V212H166ZM183 213H182V212ZM186 211V212H185ZM196 211V212H195ZM198 211V212H197ZM206 211V212H205ZM245 211V212H244ZM251 211V212H250ZM114 212V213H113ZM116 212V213H115ZM119 214H118V213ZM143 212V213H142ZM148 212V213H147ZM150 212V213H149ZM156 212V213H155ZM169 212V213H168ZM172 212V213H171ZM175 212V213H174ZM176 212H177V215H176ZM193 213V215H191ZM211 214H210V213ZM213 212V213H212ZM111 213V215H110ZM190 213V214H189ZM200 213V214H199ZM203 215H202V214ZM115 214V215H114ZM145 214V215H144ZM149 214V215H147ZM154 214H156L154 216ZM160 214V215H159ZM166 214V215H165ZM181 216H180V215ZM188 214V215H187ZM199 214V215H198ZM120 215V216H119ZM151 216L148 217L147 216ZM168 215V216H167ZM175 215V216H174ZM208 217H207V216ZM212 215V216H211ZM118 216V217H117ZM145 217V221L143 220V218ZM163 216V217H162ZM166 216V217H164ZM177 216V217H176ZM189 217L190 219L187 221V222H184L183 218L182 217ZM197 216V218H196ZM199 216V217H198ZM202 216V217H201ZM112 217V218H110ZM114 217V219H113ZM120 217L119 220H117L118 218ZM143 217V218H142ZM153 217V218H152ZM155 217V218H154ZM158 219H157V218ZM160 217V218H159ZM162 217V218H161ZM170 217V218H169ZM180 217V218H179ZM201 217V218H200ZM147 218V219H146ZM207 218H209V222L207 223ZM212 220H211V219ZM248 218V219H247ZM253 218V219H252ZM113 219V220H112ZM153 219V220H152ZM157 222H156V220ZM170 219V220H168ZM174 219V220H173ZM195 219V220H194ZM205 219V220H204ZM229 219V220H228ZM140 223H138L137 222ZM143 223V225L141 224V222ZM148 220V221H147ZM150 220H151V223H150ZM155 220V221H154ZM173 220V222H171ZM181 220V221H180ZM194 220V221H193ZM261 220V221H260ZM114 221V223H112ZM118 221V222H117ZM120 221V223H119ZM153 221V222H152ZM160 221V222H159ZM165 223V225H163V222ZM167 221V223L165 222ZM169 221V222H168ZM176 221V222H175ZM213 221V222H212ZM118 224H117V223ZM136 222V223H135ZM155 222V223H154ZM178 222V223H177ZM205 222V223H204ZM253 222V223H252ZM147 224V226H145ZM150 223V224H149ZM186 223V224H185ZM199 223V224H198ZM201 223V224H200ZM215 225H213V224ZM260 223V224H259ZM115 224V225H114ZM121 226H120V225ZM136 224V225H135ZM155 224V225H154ZM160 225V226H157V225ZM171 224V225H170ZM174 224V225H173ZM176 224L177 227L175 226ZM206 224V226H205ZM124 225V226H123ZM138 225V226H137ZM140 225V226H139ZM149 225V226H148ZM152 225H154L155 227H153ZM168 225V226H167ZM194 225V226H193ZM205 228H204V226ZM213 225V227H211ZM112 226V227H110ZM119 226L121 227V229L119 228ZM123 226V227H122ZM137 226V227H136ZM143 226V227H141ZM151 226V227H150ZM167 226V227H165ZM171 226V227H170ZM210 226V228L208 227ZM218 226V227H217ZM223 228L221 229L220 228ZM108 227V228H107ZM116 227V228H115ZM145 227V229H144ZM148 227V228H147ZM153 227V228H152ZM158 227V228H157ZM162 227V228H160ZM165 229H164V228ZM200 227V229L198 228ZM114 228V229H113ZM119 228V229H118ZM136 228V230H135ZM138 228V229H137ZM141 228V229H140ZM176 228V229H175ZM193 228V229H192ZM198 228V230H197ZM215 228V230H214ZM218 228V229H217ZM257 228V229H256ZM108 229V230H107ZM109 229H110V232H109ZM124 229V230H123ZM149 229V230H147ZM157 229V230H156ZM159 229V230H158ZM161 229V230H160ZM163 229H164V233H163ZM170 230L168 232V230ZM193 231H191V230ZM204 229V230H203ZM206 229V230H205ZM217 229V230H216ZM116 230V231H115ZM140 234H139V232ZM146 232H145V231ZM177 230V231H176ZM189 232H188V231ZM213 230V232L211 231ZM105 231H106V234H105ZM114 234H113V232ZM132 231L134 232V234L132 233ZM153 231V233H152ZM155 231V232H154ZM158 231V233H157ZM167 234H166V232ZM174 231V232H172ZM176 231V232H175ZM181 231V232H179ZM187 232L186 234H184V232ZM211 231V232H210ZM218 233L216 234L215 232ZM108 232V233H107ZM118 232V233H116ZM121 232V233H120ZM136 232L139 236L136 235ZM207 234H206V233ZM224 232V233H223ZM110 233V234H109ZM116 233V234H115ZM123 233V234H122ZM142 233V234H141ZM171 233V234H170ZM178 235H177V234ZM240 233V234H239ZM105 235L103 237V235ZM107 234H109L107 236ZM130 234V235H129ZM154 234V236H153ZM157 234V235H156ZM191 234V235H190ZM196 234V236H195ZM204 234V235H203ZM116 235L120 236L118 238V236L116 237ZM135 235L137 237H135ZM145 237H144V236ZM152 235V236H151ZM156 235V236H155ZM163 235H165L164 237H162ZM171 237L169 238L168 236ZM186 235V236H185ZM193 235V236H192ZM216 238H215V236ZM221 236V237H218V236ZM246 237H245V236ZM106 236L108 238H106ZM115 239H114V237ZM158 236V238H156ZM161 236V237H160ZM167 236V237H166ZM175 236V238H174ZM201 237V240L199 237ZM204 236L203 238V241H202V237ZM206 236L209 238H206ZM214 236V237H212ZM244 236V237H243ZM103 237V238H102ZM132 237V238H131ZM142 237V238H141ZM147 237V238H146ZM185 237V238H184ZM191 237V238H189ZM195 237V238H194ZM240 237V238H239ZM104 240H102V239ZM111 240H110V239ZM126 238V239H125ZM130 238V240H129ZM137 238V240L135 239ZM168 238H169V243L168 242ZM187 238V240H186ZM194 238V239H193ZM214 238V239H213ZM218 238V239H217ZM245 238V239H244ZM108 242H106L105 241ZM108 239V240H107ZM119 239V241H117ZM121 239V240H120ZM133 239H135L134 241H132ZM142 239V240H141ZM151 239V241H150ZM164 239V240H163ZM174 241H172V240ZM188 239L190 241H188ZM199 239V240H198ZM207 239V240H206ZM213 239V240H212ZM147 240V241H146ZM161 240H163V242L165 241L166 244H168L169 246L166 247L164 246L165 243H163ZM192 240H195L196 244L194 241ZM220 240V241H219ZM243 240V241H242ZM101 241L103 243H101ZM111 241V242H110ZM114 241V242H113ZM116 241V243H115ZM132 241V242H131ZM143 241V242H141ZM155 241V242H153ZM185 241V242H184ZM206 241V242H204ZM208 241V242H207ZM136 242V243H135ZM145 242V243H144ZM172 242H175V243H172ZM179 242V243H178ZM182 242V243H181ZM192 244H191V243ZM204 242L203 244H200ZM212 242V243H211ZM101 243V244H100ZM105 243V244H104ZM111 245H110V244ZM135 243V244H134ZM148 244L150 245V248L148 245H145V244ZM151 243V244H150ZM154 243H156L154 246ZM160 245H159V244ZM181 243V244H180ZM188 243V244H187ZM199 243V244H197ZM211 243V244H210ZM214 243V244H213ZM103 244V245H102ZM113 244V245H112ZM127 244V245H126ZM136 244H138V247ZM165 244V245H166ZM172 244V245H171ZM102 245V246H101ZM106 245V246H105ZM110 245V246H109ZM115 245V246H114ZM117 245H120L117 246ZM124 245V246H123ZM144 245V246H143ZM174 245V246H173ZM178 245V247H177ZM181 245V246H180ZM186 245V246H185ZM188 245V246H187ZM190 245V246H189ZM197 245V246H195ZM201 245V246H199ZM203 245V246H202ZM205 245V246H204ZM208 245V246H207ZM212 245V246H211ZM214 245V246H213ZM113 248H112V247ZM131 246V247H130ZM135 248H134V247ZM150 250H147L146 251V247ZM160 246V247H159ZM102 247V248H101ZM124 247V248H123ZM126 247V248H125ZM153 247V248H152ZM165 247H166V251L168 255H165L163 257V252L165 251ZM172 247V248H171ZM185 247V248H184ZM198 247V248H197ZM202 247V248H200ZM208 247V248H207ZM236 247V248H235ZM106 248V249H105ZM116 248V249H114ZM123 249V251H121V249ZM128 248V249H127ZM130 248L132 250H130ZM138 248V249H137ZM159 248V249H158ZM161 248V249H160ZM171 248V250H170ZM211 248V250H210ZM217 252H216V250ZM235 248V249H234ZM105 249V250H104ZM109 249V250H108ZM114 249V250H113ZM191 249V250H189ZM205 249V250H203ZM213 249V250H212ZM130 250V251H129ZM139 250V251H138ZM152 250V251H151ZM155 252H154V251ZM161 250V251H160ZM173 250V251H172ZM183 250V251H182ZM188 250V251H187ZM201 250V251H200ZM215 250V252H214ZM105 251V252H104ZM108 251V252H106ZM114 253H112V252ZM120 251V253H119ZM191 251V252H190ZM202 252V253H199V252ZM232 251V252H231ZM131 252V253H130ZM135 254H134V253ZM152 252V253H151ZM162 252V253H161ZM166 252H164L166 254ZM177 252V253H176ZM190 252V254H189ZM210 252V253H209ZM106 253V254H105ZM108 253V254H107ZM110 253H112V255H110ZM123 254V255H119V254ZM130 253V254H129ZM149 253L150 256H149ZM158 253V254H157ZM215 253V254H214ZM114 254V256H113ZM138 254V256H137ZM141 254H143V256H141ZM155 254V255H154ZM161 254V255H160ZM177 254V255H176ZM189 254V256H188ZM103 255V256H102ZM116 255V256H115ZM132 255V256H131ZM145 255H146V258L149 260V257L150 260L148 261L147 259H145ZM159 257H158V256ZM170 255V256H169ZM175 257H173V256ZM178 255L181 257L178 258ZM187 255V256H186ZM208 257H207V256ZM219 255V256H218ZM100 256V257H99ZM102 256V257H101ZM108 256V257H107ZM118 256V257H117ZM129 256V257H128ZM137 260L135 259V257ZM148 256V257H147ZM185 256V257H183ZM210 256V257H209ZM104 257V258H103ZM110 257V258H109ZM114 257V258H113ZM119 257H121L119 259ZM139 257H142L139 259ZM157 257V258H156ZM172 259H171V258ZM189 257V258H188ZM213 257V258H212ZM103 258V259H102ZM105 258H106V261H105ZM113 258V260L111 259ZM126 258V260H125ZM133 260H132V259ZM154 258V259H153ZM161 258H164L163 261H160L162 260ZM178 258V260H177ZM159 261H158V260ZM187 259V260H186ZM208 259V260H207ZM214 259V260H213ZM103 260V261H102ZM110 260V261H109ZM128 260V261H127ZM130 260V261H129ZM136 260V261H135ZM140 260V261H139ZM157 260V261H155ZM190 260L192 262H190ZM142 261V263H141ZM183 261V262H182ZM207 261V262H206ZM96 262V263H95ZM127 262V263H126ZM134 262V263H133ZM140 262V263H139ZM144 262V263H143ZM146 262V263H145ZM158 262V263H157ZM164 262V264L166 263ZM171 262V263H170ZM206 262V263H205ZM219 262V263H218ZM200 264V261L199 263Z\"/></svg>",
    "mask_w": 264,
    "mask_h": 264
}]
</instances>
